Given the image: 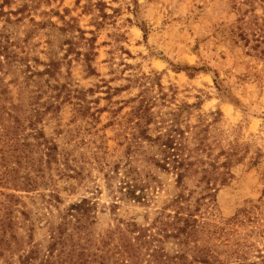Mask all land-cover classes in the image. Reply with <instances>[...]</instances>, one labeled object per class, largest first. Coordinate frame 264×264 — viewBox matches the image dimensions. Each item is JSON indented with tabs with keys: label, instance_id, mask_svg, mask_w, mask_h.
Listing matches in <instances>:
<instances>
[{
	"label": "rangeland",
	"instance_id": "374dc122",
	"mask_svg": "<svg viewBox=\"0 0 264 264\" xmlns=\"http://www.w3.org/2000/svg\"><path fill=\"white\" fill-rule=\"evenodd\" d=\"M25 4L35 9L26 16L0 17L1 46L15 51L20 62L8 65L2 57L0 73V216L13 223L0 251L7 250L9 264H18L34 245L45 246L61 213L85 198L98 204L91 231L99 238L127 223L148 227L175 197L191 193L198 218L210 223L198 245L215 249L222 260L239 250L247 253V264H264V0H49L34 5L17 0L5 12ZM57 14L74 30L61 31L67 24ZM79 29L97 42L93 73L77 53L88 52ZM70 42L79 45L76 52L68 53ZM188 66L210 70L187 72ZM34 73L45 74L33 78ZM214 75L224 81L226 92L217 89ZM49 94L57 97L59 109L47 110ZM22 103L38 110L27 116L62 155L70 154L81 176L61 177L58 165L34 171L26 160L16 159L24 143L37 158L43 149L29 128L5 132L11 124L6 112ZM76 103L87 112L77 111ZM141 105L151 113L145 127L149 136L169 131L177 114L185 146L200 147L196 154L206 168L212 164L217 173L229 172L228 182L213 186L212 178L198 175L180 188L175 175L155 167L150 158L157 147L135 145L134 113ZM15 136L21 144L11 140ZM97 156L110 169L120 164L135 170L150 185V203L122 202L114 208L117 199L105 179L109 168L99 166ZM229 159L228 170L220 169ZM113 235L111 255L119 243L118 233ZM162 247L170 258L179 251L173 239H165ZM4 259L0 264H6Z\"/></svg>",
	"mask_w": 264,
	"mask_h": 264
},
{
	"label": "trees",
	"instance_id": "16d2710c",
	"mask_svg": "<svg viewBox=\"0 0 264 264\" xmlns=\"http://www.w3.org/2000/svg\"><path fill=\"white\" fill-rule=\"evenodd\" d=\"M2 1L0 5V17H17L19 14L26 16V14L32 12V9H35L33 6L30 7L25 4L17 12L10 10L6 13L5 9L15 5L17 0ZM24 1L31 2V5H34L35 2L40 3L49 0ZM57 16L62 19L61 15L57 14ZM62 20L67 24V27L62 30L60 29L61 31L70 32V30H74L73 25L67 23L65 19ZM16 21H21V19H17ZM51 25L56 27L53 23ZM78 32L82 33L80 41H83V46L88 49V52L85 54L77 52L78 56L83 55L85 57L84 60L90 72L93 73L91 62L95 61L97 57V53L95 52L96 39L86 38L87 33L81 29ZM79 43L81 44V42ZM69 44H71V47L68 53L76 52V47L79 45H72L71 42ZM1 45L2 42H0V73L5 65L2 57H4L8 65L20 63L17 61L18 56L15 51L9 49L7 46ZM55 65V62L48 65L46 74H51V67ZM186 68L187 72L210 70L206 67L196 69L188 66ZM44 74L34 73L32 76L34 78L35 75L42 76ZM32 76L29 81L32 80ZM214 78L217 89L221 92L224 89L223 91L226 92L227 87L223 85L224 81L219 80L217 75H214ZM63 87H61L62 90L64 89ZM40 93L47 94V92ZM30 96L34 100L41 98V95L35 97V95L30 94ZM56 99L57 97L49 94L47 98V103L49 104L47 110L59 109ZM233 100L236 103L239 102L235 97ZM31 106L27 110L24 108L25 105L23 103L21 106L14 105L9 112H6L9 118L8 120H11V124L5 125L4 129L10 135L12 132L17 133V129L20 130L21 128L25 130L29 128L32 130L31 134H34L33 137L39 140V148L43 147V149L40 150V156L37 158L36 155L38 153L28 144L24 143L25 145H21L24 150H15L16 152L19 151V156L16 159L20 161L22 159L26 160L28 166L31 164L34 171H36L37 166H40L38 172L44 171L43 164L47 165L50 169H54V165H58V174L61 177L73 178L76 175L81 176L82 174L79 173V169L77 170L72 164L76 161L70 159V154L65 152L62 155L59 148L51 145L46 139L45 134L39 131L36 126L37 121H34L32 116L31 118L30 115L27 116L30 110L38 112L36 109H31ZM76 109L79 112H87V107L82 103H76ZM173 116V123L169 131L167 130L165 133L161 132L156 138H153L148 135L147 129H145L151 120V113L146 106L141 105L134 113V117L136 118L134 122L135 128L139 131V136L135 135L136 147L143 148L145 142L152 144V147L156 146L157 151L152 154L150 159L153 161L155 167L165 173L175 175L176 183L180 188L185 186L186 179L198 175L212 178L214 180L213 186L225 185L228 182L230 173H217L215 171L218 170L217 166L212 164H208L206 168L205 163L196 154L200 150V147L196 150H190L185 146V133L176 125L178 123L177 114ZM2 117L0 112V121ZM27 123L28 126L26 125ZM10 127L13 128L12 132H10ZM17 136L12 137L11 140L20 143ZM40 140H43L42 143ZM101 159L97 156L95 161L101 167H108V165H103ZM3 160L7 161L8 159L3 157ZM229 163L230 159L229 162L221 164L220 169H227ZM5 164H8V162ZM105 179L108 188L112 189L115 194V199H117L113 204L114 208H118L122 202L143 205L150 203V195L148 192L150 185L140 181L137 172L132 168L127 169L125 165L116 164L105 172ZM193 194H188V196L180 194L175 197L165 209L157 212V217L148 227L139 228L135 223H127L122 225V227H118L117 230L111 231L107 236L99 238L94 237L91 231V227L96 223L95 215L98 204L93 203L92 199L85 198L78 203L71 204L65 209V212L61 213L60 223L56 228L51 230L48 243L45 246L41 245L39 247L34 245L28 251L23 252L19 256L18 264H109L110 261L113 264H247L245 259L247 253L244 251H233L228 255L227 259L222 260L215 249L208 246H200L198 245L199 243H196L199 240V235L205 234L206 226L210 223H206L204 219L200 220L198 218L197 212H200L199 207H196V209L192 208L190 197ZM53 200L58 201L60 204L62 203L58 196L53 197ZM5 216L6 214L0 216V244L4 243L8 229H11L13 225L12 220L8 224L6 223L7 218ZM116 233L119 235V243L115 247L116 252L114 255H111L108 249L115 241L113 234ZM14 239L16 238L14 237ZM165 239H173L176 242V247L179 248L176 255L171 256L172 258L169 255L165 256V250L162 247ZM17 244L20 245V243ZM194 245L195 247L192 249L191 247ZM189 252H193L194 254L191 260L190 257H187ZM234 254H236V261L231 262ZM0 257H5L4 261L6 264H9V261H7L8 258H6L7 250L0 251Z\"/></svg>",
	"mask_w": 264,
	"mask_h": 264
}]
</instances>
